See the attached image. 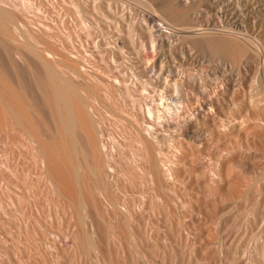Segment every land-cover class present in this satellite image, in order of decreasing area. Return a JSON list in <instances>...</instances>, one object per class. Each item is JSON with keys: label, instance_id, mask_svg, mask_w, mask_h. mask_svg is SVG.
I'll list each match as a JSON object with an SVG mask.
<instances>
[{"label": "rangeland", "instance_id": "374dc122", "mask_svg": "<svg viewBox=\"0 0 264 264\" xmlns=\"http://www.w3.org/2000/svg\"><path fill=\"white\" fill-rule=\"evenodd\" d=\"M28 1H30V3H28ZM75 1L77 4L80 2V0ZM83 1L86 2L85 0ZM83 1L79 3L80 9H82L80 10L82 12L79 13L80 11L76 7V5H72L70 0H25V11L30 10L32 11V13H30V11H26L27 13H24L22 15L25 24L23 29H25V33L28 32L35 34L36 32V34H43L41 32L47 31V29L49 30L50 27L52 29L49 31L52 32L53 30V34H55V38H53V40L58 38L57 43L60 42L58 44L56 43L58 46H60L63 42L65 44V40H67V42L70 44V47L73 46L74 42V44L78 46L80 42L83 41L81 43H83L84 47L78 46V50L83 56H85L89 60V63L91 65L90 69L100 70L105 65V55L103 54V51L99 49L96 44H94L95 39H97L99 33L93 28L92 29L94 31H92L91 33L92 29H90L89 23L90 18H87V11H84L83 9ZM110 1L98 0L97 4L98 2H102V6L100 4H96L99 8L96 9L99 11L104 10V12L107 13L112 9L117 14L116 7H119L118 12L120 16L119 14L117 15V22L120 21V24H115V26L112 25L113 27L111 26V29L114 30L116 26H118L116 27L117 31L121 29L118 32L121 33L122 38L124 37L123 53L126 57L125 59H127L128 61L127 68H129L130 66L132 70L135 69L133 71H136L139 77H144V70L148 66L147 68H149L150 70L152 69L151 71L154 74H152L153 76L151 78L152 83L146 85L147 91L144 89L145 92L142 90L143 87L139 84H137V88L135 87L134 89L136 91V89H138L139 87L136 93L134 91H128L126 87L122 85L116 97L117 101L115 102L109 101L106 98V95L103 93V87L101 88L99 83H96L95 85H98L97 88L95 87V90H100V94L99 92L98 94L96 92V95L99 98L98 102L100 104V109L102 110L101 112H104L102 113V125L105 130L104 140L110 144L109 145L107 143L109 145L108 150L111 155V161L113 160L115 162L113 163L112 161L113 168L115 167L114 170L118 171H113L112 175H109L110 180L108 177L106 182L107 188L109 189V191L107 190L109 193L107 194V197L111 193L109 198H106L107 201L105 200L106 202H104L106 212H104V214H108V216L106 218V216L104 217L103 215V218L106 220H104L103 218H97L94 212H91L89 215L90 217H92V219H89L93 221L92 224V221L90 220L91 224L95 226L93 227V229L92 227L90 229V238L91 240L93 239V242H95L97 245L92 243V252L91 250L89 251L90 247L88 248V250L86 249L88 252L86 250L83 251L84 249H80L81 255H79V249H77L78 253H74L72 252L74 249H68L67 251L66 249L62 248H47L45 246H38L34 243L28 242V238L30 239V237L32 236L31 232H29L31 236H28V233L25 231V229L21 228L19 221H17L18 219H11L8 221L7 226H2L0 223V264H53L54 262L58 261L57 255L58 258L60 257L59 261L61 262L59 263L61 264H85L86 261L89 264H176L175 262H177L178 264H196L194 256L192 255L193 250L191 249H195L194 246H196L197 244L198 245L196 247H198L200 254L203 255V257L201 256L202 258L199 259L198 264H203L202 261L205 260H207V262H205L206 264H231V260L225 258V253H228L229 250H233L234 253L236 252L235 254H237V257H239V249L237 251L235 249L238 247L240 248L241 246L242 247L239 250V253H241L239 259L241 260L242 264H248V260L251 264H264V191L261 190L263 189L262 184H260L261 182L257 185V182H259L258 180H260L258 178V173L264 170V122H262L264 121V119L260 121L261 124L259 123L255 125L257 122L254 123L251 117L249 116L251 112L247 113L248 110L251 111V103L249 101H251L252 99L250 100L251 97H249V94H254L255 92H257L258 95V91L256 90L262 92L261 95L264 93V57L260 54L259 51H256L258 50L257 48H259L258 46H263L264 44V0H119V2H114V0ZM88 2L89 0H87V3ZM22 3H24L23 0H17V4L22 8V10H24L21 5ZM27 3L29 6L27 5ZM108 3H110L111 5L113 4V8L110 7ZM171 7L180 8L178 10H180V12H185V16L182 19L175 18L169 11V8ZM88 8L89 10H93V5H89ZM148 13L154 14L155 21L150 22L147 20ZM27 19L32 20L33 22H30ZM65 20H67L66 22L69 23H67L66 26H64ZM254 21L257 29L253 24ZM26 22L28 23V25ZM234 23L242 24V26L244 27L242 31L243 33L247 34V36L245 35V37L243 38L245 40L252 39V45H254V43L256 42L255 46L257 48H255V46L252 47V49H250V52L244 54L245 56L242 55L240 57L236 56L233 51L227 53L220 52L219 54H215L212 50V47H210L211 41H217L221 37L223 38L227 36V33H222V31H219L216 28H234ZM44 25H46V27H43ZM26 26H29L31 30L34 29L35 31L33 32L30 29H26L28 28ZM187 26H189V28L201 27L205 32L202 33L203 35L198 34L197 36H195V34L192 35V33H188L187 31H185L186 29H188ZM37 27H40V29L42 28L41 30L43 31L38 28L41 31L40 33H38V31H36L38 30ZM66 27H69L70 30ZM86 28L88 29V31ZM69 32L71 33V39H68L66 36ZM214 33L218 34V36ZM73 34L74 36H72ZM92 34L97 35H93L92 37ZM124 69H126V66H124ZM159 75H161V77ZM159 78L161 79L159 80ZM167 78L168 80H166ZM89 80L92 85L93 83H95L93 78H89ZM251 82L252 85L250 86ZM252 86L255 87V89L254 87L252 88V90H255V92H252ZM176 88L178 89L176 90ZM142 91L144 93L148 92L155 99L157 98V96H160V94L163 93V99L165 100V102L169 101L168 103L170 107V112L168 113L162 112V109L164 108H161L158 105H151L153 107L152 121L154 122L153 124L156 127V131L159 133L157 137L159 138L160 142V156L163 158V162L166 163L165 167H171L170 173L172 175V178L170 177L171 179L169 178L170 180L168 179V182L163 183L164 189L161 190H159V185L157 182L154 181L152 183V179L147 177L149 180L148 181L146 180L145 175L142 176V174L144 173H142V169L140 170L137 165H139V167L142 165L143 167L147 168L148 163L146 165V161H143L141 157L137 154L141 149L140 144L137 143L138 141L136 142V140L139 139H137L132 133L130 136L129 133L130 129L132 130L133 126L137 127L140 125V121L138 120L136 122L134 120V117H132V114H135V112L140 110V102L142 101L140 97L142 96ZM255 94L253 96H255ZM101 95L104 96L105 99L101 98ZM250 95L252 96V94ZM256 96L254 98H256ZM258 97L257 103L261 101L263 99H261V97L264 96L262 95L260 97L259 95ZM204 98L205 100H209V102L212 101L214 103L213 105H211V102L210 105L204 108V117L195 119L193 117H195L196 115L197 108L204 102ZM210 99L212 100L210 101ZM100 101H102L103 104L100 103ZM156 101L158 100L156 99ZM109 102H112V104ZM262 103L260 102L261 106H264L262 105ZM116 104L119 105V108ZM112 105L114 109L113 107H111ZM107 109H110L112 112L110 110L108 111ZM122 109H124V111ZM158 109H160L163 115V117L159 121L157 113ZM206 109L209 110L206 111ZM260 111L263 112L264 109ZM219 113H225V115H228L221 117L219 120L217 118V114ZM240 114H242V117L244 114L245 117H243V120H241L242 117L240 116ZM213 116L215 120L218 119L217 122L213 120ZM237 117L238 119H236ZM247 117H249V119ZM140 118H142V116H140ZM191 118L194 120L191 121ZM247 119L249 121H247ZM250 119L253 125H249L251 123ZM219 121H221V125L223 124L222 126L220 124L217 125ZM242 121H246L248 123V127L255 126V128H250V133L246 132V130L244 132V127L242 126H246L245 128L247 130L248 128L247 125H245L246 123L244 124ZM241 123L242 128L240 127ZM197 124L199 127L197 126ZM127 125H129L130 127ZM158 127L160 128V130ZM119 129L120 131H118ZM113 140L115 141L113 142ZM116 143L118 144L116 145ZM112 158H114L115 160ZM135 166L137 169L135 168ZM228 166L234 169H232L233 174L231 177L230 175L228 177L226 173L228 172L226 171L229 168ZM133 169L136 174L133 172ZM220 172L224 175L219 174ZM114 173L116 174L115 176ZM132 173H134V176L132 175ZM22 175L24 176V174H22L21 172L19 177L16 175L17 178L15 179L13 177V180H19L18 178H20V182L16 181L18 184H22L18 186V189H20V193L23 192L25 193V195H29V193H26V189L24 187L25 185H23L24 177ZM21 177L23 178V181ZM116 178L119 179V181ZM232 178H237L240 180L238 181L240 182L238 183L239 187H237L238 191H236L238 192V194L235 193L233 194L234 196L228 198L225 194H223V192L220 194L218 193L216 195L213 194V192L211 191L212 188L215 185H220L222 183L224 185L220 186L224 187L227 192L234 191L236 189L233 188L234 186H228V183ZM117 182L118 187L120 186L122 190L117 187ZM241 182L242 185L240 186ZM113 183L115 184L114 186ZM111 187H113L114 189ZM120 191H122L123 194H121ZM116 192H119L118 194H120V196ZM259 192H261V195ZM240 193L242 196L240 195ZM116 198H119L121 200L119 201V199ZM260 198L262 200V204H260L259 206ZM111 200L114 202L112 203ZM2 201L3 200L0 199V218H3V216L5 218ZM214 201L219 205V207H224L227 209L232 208L234 210H232V215H227L226 218H223V221L221 219H218L217 217H211L209 213V208H211V203H213ZM107 202H109L110 204H106ZM119 202H122L123 204H119ZM42 204L44 206L42 205L41 215H43L42 217L46 220V224L50 222L49 217H52V222H54L55 224H53L57 227L59 225V221L55 218L57 216L54 214V211H51V208L48 207L46 203L43 202ZM110 205H112V208L114 206L116 210L114 208L112 210ZM118 205H120L119 207L122 206L121 209L127 207L131 211L128 212V210L125 215L124 211H126L127 208L122 209V211L118 207ZM106 206H109V208ZM259 207L261 210L259 209ZM106 208H108V210H106ZM108 211L111 213H109ZM8 212L13 215H18L16 211L8 210ZM50 212H52V215L50 214ZM262 214L263 216H261ZM109 215L113 217L111 218V216L109 217ZM116 215L118 216L116 217ZM134 215H136V217ZM126 216L128 220L125 219ZM258 216H260L261 218ZM205 217L208 222L206 221ZM185 218L187 219L186 227H184ZM109 219L111 221H109ZM129 219L136 220H131L132 222H130ZM212 219L213 222L216 219L217 220L215 223H212ZM220 222L223 223L221 224ZM106 223H109V225H107ZM113 223L116 224L112 226ZM130 223H132L131 229L129 227L130 225H128ZM140 223L142 226L139 227L138 225H140ZM121 224L123 225L121 226ZM262 224L263 226H261ZM209 225H211V227ZM146 226L148 227L145 228ZM110 227H114V229L112 230V228ZM118 227H120V229H118ZM181 227H184V230L185 228L187 229L188 232L186 230L185 231L189 233L190 236H188V238H190V241L189 239L186 240L184 230H182ZM209 227V232L214 237L211 236L210 233H208L207 229H209ZM214 227H216L217 229L215 230ZM132 228H134V230H132ZM114 230H116L115 233ZM131 230L135 234L132 233L133 235H131ZM150 230H152V236L150 234L148 235V233H150ZM211 230L212 232H216L212 233ZM218 230L221 231L220 235ZM42 231L43 230H41L39 236H46L47 234H44L46 230H44L43 232ZM109 231L111 234L109 233ZM176 231H178V234ZM94 232H96L97 235ZM113 233L116 235L114 236ZM227 233L229 235H225ZM136 235L137 239L135 238ZM146 235H148V237ZM221 235L223 236V240L222 237L220 238L221 240L219 239V236ZM93 236L94 238L96 237V239H94ZM110 236L114 237V240L113 238L111 239ZM132 236H134V239H131ZM168 236L169 240L172 241L173 245H175L174 242L176 243V245L174 246L176 250H182L183 252L180 258L176 256L173 257V262L172 259L170 261H167L166 256L163 255L161 251V253L157 252L160 247L163 248L162 246H164V243L162 242H165V238H168ZM209 236H211V238L213 239H210ZM116 237L117 239H115ZM139 237L142 238L138 239ZM181 237L183 240L180 239ZM148 238L150 242H146L148 241ZM4 239H6L7 242H5ZM142 239L144 241V245L142 243L143 241H141ZM208 239L212 241L210 242ZM225 239L227 242H225ZM233 239H235V241H237L238 243L234 241L235 243L233 242V245ZM15 240L26 241L29 244L21 246L16 245ZM213 240L215 241L214 243ZM135 241L139 243L138 245H140L141 248H139ZM155 241L158 242V245ZM220 241H223V248H221L220 250L223 251L222 253L219 251V248L222 245ZM109 242L112 243L110 245L111 248L109 247ZM115 242L117 246L120 247V249L116 245L114 246ZM121 242L123 243L125 250H123L124 248ZM186 242L188 243V247L190 245L191 247L188 248ZM151 243H155L158 248L155 247V245L151 246ZM215 244H218V246L216 247ZM94 245L96 246V248ZM97 246L100 247V249H98L101 250L103 256L102 253L97 249ZM181 246L183 249L181 248ZM128 247H130L131 249H128ZM132 247H134V249ZM202 247H206L205 249L207 251L209 248L210 254H205V250ZM201 248L202 250H200ZM115 249L116 251H114ZM141 249L144 250V253H141ZM186 249L188 250L187 253L185 252ZM244 249H247L246 251L248 252H245ZM69 250H71V253H69ZM97 250L100 252L99 255L101 258L97 257L99 256L97 254ZM241 250H243L246 255H248L247 258L246 256H243L244 252ZM74 251L77 252L76 250ZM215 251L217 253L213 254L215 253ZM90 252L92 254H90ZM108 252L109 255L107 254ZM123 252L126 254V257L122 256L124 255ZM145 252L149 258L144 257ZM155 252H157L158 255ZM111 253L113 254V258L111 256ZM134 253L136 254L134 255ZM223 253L224 256H220L223 255ZM118 255L119 257L122 256L120 257V259L123 258L121 259L122 261H120L121 263H119L118 261L120 260L119 257H117ZM86 256L88 259H86ZM104 256L108 259V261L104 259ZM159 256L161 258H159ZM136 257L137 259H135ZM221 257L223 260L221 259ZM94 258L97 259L95 260L97 262L93 261ZM99 258L100 263H98ZM191 258H193V260ZM144 259L146 261H144ZM148 259H151L150 262L147 261ZM161 260L165 261L162 262ZM182 261L184 263H182ZM232 264H234L233 261Z\"/></svg>", "mask_w": 264, "mask_h": 264}, {"label": "bare ground", "instance_id": "6f19581e", "mask_svg": "<svg viewBox=\"0 0 264 264\" xmlns=\"http://www.w3.org/2000/svg\"><path fill=\"white\" fill-rule=\"evenodd\" d=\"M70 1H71L72 5L73 4L76 5V7L78 8L79 11L82 10L79 7L80 6L79 3L83 0H80V2L78 4L76 3L75 0L74 1L70 0ZM85 1L86 2L83 1L84 2V8L83 9H84V11H87V13L85 12L87 15V18L88 19L90 18V22H89L90 23V29L93 28V29L97 30L99 33L97 39H95L94 44H96V46L99 49H101L103 51V54L105 55V63H104L105 65L100 70L99 69H97V70L90 69L91 65L89 63V60L85 56H83L81 54V52L78 50V46L84 47L83 43H81L83 41H81L78 46H76V44H74L75 42L74 43L72 42L73 46L70 47L69 46L70 44L67 42V40H65L66 41L65 44L63 42L60 46H58L57 44L60 42L57 43L58 38L55 39L56 42H55V40H53V38H55L54 37L55 34H53V30H52V32L49 31L52 29L50 27H49V30L47 29V31H43V30H41L42 28L40 29V27H37V29L39 28L43 32H41L39 29L36 31H38V33L41 32L43 34H36V32H35V34L28 33V32H27L28 34L25 33L26 31H25V29H23L25 24H24L22 15L24 13H27L26 11H28V12L30 11V10L25 11L26 7L24 9V6L26 5L27 1L25 2V0H23L24 3H22L21 5H22L24 10H22V8L17 4V0L16 1L15 0H0V146H1V148H0V199L3 200L2 206H3L4 213H5V218H4V216H3V218H0V223L2 226H7L8 225L7 223L9 220L18 219L17 221H19L21 228L25 229V231L28 233V236H31V235L33 236V237L31 236L30 239L28 238V240H29L28 242L34 243L38 246H45L47 248H62V249H66L67 251H68V249H71V250L74 249L76 251H77V249H79L78 251H80V249H84L83 251H85L86 249L88 250V248L90 247L89 251L91 250V252H92L93 250H92L91 245H93V244L97 245V244L95 242H93L94 241L93 239L91 240V238H90L91 237L90 236L91 235L90 229H91V227L93 229V227H95V226L92 225L93 224V221L91 220L92 217H90L89 215L91 212H94L97 218H103V215H104V217L106 216V218H107L108 214L107 215L104 214V212H105L104 202L107 201L106 198L108 199L109 196L111 195V193L107 197V194H109L108 193L109 189L107 188L106 182H107L109 175L111 176L112 172L115 171L114 170L115 167L113 168V164H112L113 160L111 161V155H110L109 150H108L109 149L108 146L110 144L104 140L105 130H104L103 125H102L103 124L102 113H104V112H101L102 110L100 109V106H99L100 104L98 102L99 98L96 95V92L98 94V92L100 90L96 91L95 87L97 88L98 85L97 86H95V85H96V83L97 84L99 83L100 87L101 88L103 87V91H104L103 93L106 95V98L109 101L115 102V101H117L116 97H117L118 91L122 85L125 86L128 91H131V92L134 91L136 93V91L139 89V87H138V89H136V91L134 89L137 86V84H139L143 87L142 90L145 92L146 87H147L146 85L152 83L151 78L153 76L152 74H154V73H152V71H151L152 69L150 70L149 68H147L148 67L147 66L144 70V77H139V75H137L138 73L136 71H135L136 73L133 71L135 69L132 70V68L130 66H129V68H127L128 61H127V59H125L126 57L124 56V53H123V51H124L123 38L124 37L122 38L121 33L118 32L121 29L117 31L116 27H118V26L115 27L116 30L111 29L112 25L115 26V24L116 25L120 24L119 23L120 21L117 22L118 21L117 15L119 14V12H118L119 7H116L117 8V14L112 9H111L112 11L110 10L107 13V12H104V10L99 11L96 9V8H98L97 5L98 4L101 5L102 2L101 3L98 2V4H97L98 0H89L88 3H87V0H85ZM102 1H104V0H102ZM115 1L119 2V0H114V2ZM110 2H113V1H110ZM28 3H30V1H28ZM28 3H27V5H28ZM91 4L93 5V10H91V9L89 10V8H88L89 5H91ZM108 4L110 7H112V5H113V4L111 5L110 3H108ZM116 4H118V3H116ZM105 6H107V5H105ZM117 6H119V5H117ZM105 8H107V7H105ZM178 9H180V8H172L171 7V8H169V11L171 12V14L175 18L182 19L185 16V12H180V10H178ZM81 12L82 11H80L79 13H81ZM30 13H32V11H30ZM153 13H150V14L148 13V15H147V20L150 22L155 21V17H154ZM187 15H188V13H187ZM119 16H120V14H119ZM27 20H29V19H27ZM82 20H84V19H82ZM253 20H254V18H253ZM29 21L31 22L32 20H29ZM66 21L67 20H65V23L63 22L64 26H66V24L68 23ZM253 24L255 25V21ZM27 25H28V23H27ZM29 26H26V27H28L26 29L31 30V28H29ZM33 26H31V27H33ZM233 26H234V28H225V27L216 28L217 30L222 31V33H227L226 35L228 37L227 36L223 37V38L221 37L217 41H211L210 47H212V50L215 54H217V53L219 54L220 52L227 53V52L233 51L236 56L240 57V56L250 52V49H252V47H254L256 45L255 44L256 42L254 43V45H252L253 44V42L251 41L252 39L245 40L243 38V37H245V35L247 36V34L243 33L242 29H244V27L242 26V24L237 23ZM43 27H46V25H44ZM148 27H149V25H148ZM187 27H188V29H186L185 31H187L188 33H192V35L195 34V36L205 32V31H203V28H201V27L200 28H191V27L189 28V26H187ZM255 27H256V25H255ZM47 28H48V25H47ZM67 29H69V27ZM93 29L91 30V33H92V31H94ZM183 29H185V28H183ZM256 29H257V27H256ZM31 31L34 32L35 30L32 29ZM87 31H88V29H87ZM70 32L68 33V35H66L68 39L72 38ZM93 33H95V32H93ZM207 33H209V32H207ZM89 34H88V36H89ZM93 35H97V34H92L91 36L93 37ZM207 35H209V34H207ZM215 35L218 36V34H215ZM72 36H74V34ZM219 36H221V35H219ZM95 38H96V36H95ZM61 40H63V39H61ZM241 40H243L244 42ZM66 43H68V44H66ZM259 43H260V41H259ZM258 47L259 48H257L255 46V48L258 49L256 51H259L260 54L264 57V44H263V46H258ZM262 56H261V58H262ZM232 57H234V56H232ZM145 59H146V57H145ZM124 66H126V69H124ZM263 70H264V66H263ZM159 76L161 77V75H159ZM162 77H164V76H162ZM89 78H93V80L95 82V83H93L94 86L90 83ZM160 79L161 78H159V80ZM166 80H168V78ZM251 85H252V82H251L250 86ZM254 86L251 87V90ZM177 89L178 88H176V90ZM254 89H255V87H254ZM245 90H246V88H245ZM143 91L141 92L142 96L140 97L142 99V101L140 102L141 103L140 110L135 112V114L131 113L132 117H134V120L136 122L138 120L140 121V125L137 127L131 126L132 130L130 129L129 133H130V136L132 133L133 135H135V137L137 139H139V140H136V142L138 141L137 143L140 144L141 149L137 154L141 157V159L143 161H146L145 162L146 165L148 163L147 168L143 167L141 164H140L141 165L140 167H139V165H137L138 168H140V170L142 169L143 172L142 171L141 172L144 173V174H142V176L145 175L146 180H148V178L152 179L153 180L152 183L154 181L157 182L159 185L158 188H159V190H161V189H164L163 183L168 182L172 178V175L170 173L171 167L170 168H167L169 166L165 167L166 163L163 162L164 160L160 156V151H161L160 142H159V138L157 137L159 135V133L156 131V127L153 124L154 122L152 121L153 107L151 105H158L159 107L164 108V109H162V112L168 113V112H170V107H169V103H168L169 101L165 102V100L163 99V93H161L160 96H157L156 99L158 101H160V102H158L148 92L144 93ZM256 91H258V95H257V92H255V90L254 91L252 90V92L256 93V94L254 93L255 96L257 95L256 98H254L255 96H253L254 95L253 93H250V88H249V93L252 94L253 98L249 94V97H251L250 100L252 99L251 101H249L251 103V106H250L251 111H249L247 109L248 110L247 113L251 112L249 114V116L251 117L252 121L254 123L257 122L255 125H257L259 123L261 124L260 121L264 119V111L263 112L260 111V110L264 109L263 108L264 106H261V104H260V102L261 103L263 102L262 105H264V101H263L264 97H261L262 95L264 96V93L261 95L262 92H259V90H256ZM246 93H247V91H246ZM99 94H100V92H99ZM101 94H102V92H101ZM259 95H260L261 99L262 98L263 99L257 103V101H258L257 99L259 98L258 97ZM101 98L105 99L104 96H102ZM211 100L212 99H210V101ZM102 101H100V103H102ZM203 101L204 102L197 108L196 115L193 118L198 119V118L205 116V114H203V110L205 107L210 105L212 101L209 102V100H205V98ZM109 103L112 104V102H109ZM213 103L214 102H212L211 105H213ZM113 105H115V104H113ZM113 105L111 107H113ZM119 105H120V103H119ZM119 105H117L118 108H119ZM105 106H106V104H105ZM111 107H110V109H111ZM258 107H260L262 109H260ZM103 109H106V108H103ZM113 109H114V107H113ZM122 110L124 111V109H122ZM207 110H209V109H206V111ZM225 112H226V110H225ZM157 113H158V121H159V120H161L163 115H162L160 109H158ZM226 115H228V114H226ZM226 115H225V113H219V114H217V116H218L217 118L220 120L221 117L226 116ZM140 116H142V118H140ZM240 116L242 117V114H240ZM243 117H245L244 114H243ZM243 117L241 120L244 119ZM234 118H235V116H234ZM247 118L249 119V117H247ZM218 119L215 120L214 116H213V120H215L216 122ZM236 119H238V117ZM248 119H247V121H249ZM251 119H250V122H251ZM190 120L193 121L194 119L191 118ZM216 122H214V123H216ZM242 122L244 124L246 123L245 125H247V128H248V130H247L245 128L246 126H242V127H244L243 128L244 132L246 130V132L250 133L249 129L255 128V126L254 127L252 126L253 128L248 127V123L246 121L245 122L242 121ZM262 122H264V121H262ZM197 123H199V122H197ZM220 123H221V121H219V123H217V125ZM228 124H229V122H228ZM241 125H242V123L240 124V127H241ZM249 125H253V123L251 122ZM127 126H129V125H127ZM157 126H158V124H157ZM197 126H198V124H197ZM159 130H160V128H159ZM118 131H120V129ZM126 132H128V131H126ZM113 139H114V137H113ZM114 141L115 140H113V142ZM117 144L118 143H116V145ZM110 150H111V148H110ZM114 158H112V159H114ZM113 163H115V162L113 161ZM142 163H144V162H142ZM132 164H131V167H132ZM134 164H135V162H134ZM117 168H118V165H117ZM135 168H136V166H135ZM134 169H133V172L136 174ZM232 169H233L232 167L231 168L229 167L226 170V171H228V172H226L228 177H229V175H230V177L232 176V174H233ZM20 171L22 172V174H24V176L22 175L24 177V181H23V178L22 177L21 178H22V181L24 182L23 185H25L24 187L26 189V193H29V195L28 194L25 195V193H23V192L20 193V189H18L19 188L18 186H20L22 184H18L16 182V181H19L20 178H18L19 180H15V179L17 178V176L19 177V175L21 174ZM115 172H118V171H115ZM134 173H132V175ZM219 174L224 175L221 172ZM115 175L116 174L114 173V176ZM128 175H129V173H128ZM169 175H171V176H169ZM13 177L15 178L14 179L15 181L13 180ZM237 178H232L230 180V182L228 183V186L232 185V186H234L233 187L234 189L236 188L234 191H228L227 192V190L224 189V187L220 186V185H224L223 183L220 185H215L211 191L213 192L214 195H216L218 193L220 194L223 192V194H225L227 196V198L232 197V196H234L233 194H235V193L238 194V192H236V191H238L237 187H239L238 183H240L238 181H240V180ZM258 178L260 180H258L259 182H257V185H258V183L261 182L260 184H262V186H263V189H261V190L264 191V170H262L258 173ZM109 180H110V177H109ZM117 180L119 181V179H117ZM224 183H225V181H224ZM114 185L115 184L113 183V186ZM241 185H242V182H241L240 186ZM108 187H109V182H108ZM117 187H118V182H117ZM111 188H113V187H111ZM118 188L120 190H122L120 188V186ZM228 188H230V187H228ZM240 188H242V187H240ZM225 191H226V193H225ZM256 191H257V189H256ZM120 192H121V194H123L122 191H120ZM259 193L261 195V192H259ZM118 195L120 196V194H118ZM118 195H115V196H118ZM240 195H241V193H240ZM263 198H264V196H263ZM111 199H113V198H111ZM116 199H119V198H116ZM120 200L121 199H119V201ZM43 202L46 203L47 206L51 208V211L53 210L54 214L57 216V217H55L59 221L58 222L59 225L57 227H56V225H54L55 223L52 222L53 221L51 219L52 217H49L50 222L48 223V221H47L48 224H46V222H45L46 220L42 217L43 215H41V209H42V205H43L42 203ZM113 202L114 201H112V203ZM261 202H262V200L260 198L259 206H260V204H262ZM108 203L109 202H107L106 204H108ZM121 203L119 202V204H121ZM254 203H256V202H254ZM117 204H118V201H117ZM110 206L112 208V205H110ZM114 206H115V204H114ZM114 206H113V208L115 209ZM119 206L120 205H118V207ZM106 207L109 208V206H106ZM121 207H119V208L121 209ZM208 207H210V206H208ZM108 208H106V210H108ZM113 208H112V210H113ZM126 208H122V209H126ZM205 208H206V206H205ZM259 209H260V207H259ZM8 210L9 211L10 210L16 211L18 215H16V214L13 215L10 212H8ZM232 210H233L232 208L227 209L224 207H219V205L214 201L213 203H211V208H209V213H210L211 217H213V218L217 217L218 219H221L223 221V218H226L227 215L231 214L234 211V210L233 211ZM127 211L130 212L131 210L127 208L126 211H124L125 215H126ZM255 211H254V213H255ZM51 213L52 212H50V214ZM109 213H111V212H109ZM44 214H45V212H44ZM115 214H117V213H115ZM263 214L261 216H263ZM259 215H260V213H259ZM110 216L111 215H109V217ZM117 216L118 215H116V217ZM127 216L125 219H127ZM134 216L136 217V215H134ZM112 217L113 216H111V218ZM258 217H260V216H258ZM89 218H91V219H89ZM128 218H130V217H128ZM136 219H133V220L129 219V221L132 222ZM205 219H206V217H205ZM90 220L92 221V224H91ZM104 220H106V219H104ZM121 220H123V219H121ZM127 220H126V222H127ZM216 220L213 222V219H212V223H215ZM109 221H111V220L109 219ZM115 221H117V220H115ZM129 221H128V223H129ZM184 221H185L184 227H186L187 219L185 218ZM206 221H207V219H206ZM105 222H108V221H105ZM114 224H116V223H113L112 226H114ZM123 224H121V226ZM131 224L132 223L128 224V225H130L129 226L130 229H131ZM263 224L261 226H263ZM107 225H109V223ZM148 225H150V224H148ZM138 226L139 227L142 226L141 223ZM209 226L211 227V225H209ZM147 227L148 226H146L145 228H147ZM184 227H181V229L184 230ZM210 227H209V229H207L208 233H210L209 232ZM216 227H214L215 230L217 229ZM219 227H220V225H219ZM110 228H112V227H110ZM136 228H137V226H136ZM113 229H114V227L112 228V230ZM118 229H120V227H118ZM41 230H43V231L46 230V232H44V234L46 233L47 235L44 237L39 236V234L41 233ZM95 230H93V231H95ZM132 230H134V228H132ZM132 230L130 232L131 235L135 234V233H133ZM185 230L187 231L186 228H185ZM185 230H184V235L186 237V240L189 239V241H190V238H188V236H190V235H189V233H187L188 231L186 232ZM115 231L116 230H114V233H115ZM227 231H230V230H227ZM29 232H31V235L29 234ZM96 232H94V233H96ZM151 232H152V230H150V233H148V235L149 234L151 235L152 234ZM176 232L178 234V231H176ZM211 232H212V230H211ZM214 232H216V231H213L212 233H214ZM218 232L220 235L221 231L218 230ZM109 233H110V231H109ZM114 233H113V235L115 236L116 234H114ZM182 233H183V231H182ZM228 233L225 235H229ZM105 234H107V233H105ZM36 235H38V236H36ZM92 235H94V234H92ZM96 235H97V233H96ZM148 235H146V236L148 237ZM181 235H183V234H181ZM210 235L213 236L211 233H210ZM222 235L219 236V239L222 237V240H223ZM211 236H209L210 239H213V238H211ZM230 236H229V238H230ZM133 237L134 236H132L131 239H134ZM182 237L180 238L181 240H183ZM237 237H238V235H237ZM93 238H94V236H93ZM112 238L114 240V237H111V239ZM135 238L137 239V235ZM140 238H142V237H139L138 239H140ZM94 239H96V237ZM115 239H117V237ZM119 239H120V236H119ZM165 240H164L165 242H162V243H164V246H162L163 248L160 247L159 250L157 251V249H156V251L157 252L161 251L162 254L166 256L167 261L168 260L170 261L172 259V262H173V260H174L173 257H175V256L180 258V256L183 253L182 250H179V251L176 250V248L174 247L176 245V243L174 242L175 245H173L172 241L169 240V236H168V238H165ZM214 240H213V243L215 242ZM4 241L7 242L6 239H4ZM141 241H143V239ZM189 241H187V242H189ZM234 241H235V239L232 240V243ZM28 242L21 241V240H15L16 245H20V246L29 244ZM96 242H98V241H96ZM146 242H150L149 238H148V241H146ZM152 242H154V241H152ZM187 242H186V245L188 244ZM222 242L223 241H220L221 244H222ZM225 242H227L226 239H225ZM235 242H237V241H235ZM117 243H119V242H117ZM136 243H137V245L139 244L138 242H136ZM142 243L144 245V241ZM156 243L158 245V242H156ZM234 243H233V245H234ZM111 244L112 243L109 244V247ZM196 244H197V242H196ZM115 245L117 246L116 242H115L114 246ZM152 245H155V247H157V245L155 243L154 244L151 243V246ZM181 245H183V244H181ZM225 245H224V248H225ZM122 246H123V243H122ZM133 246H134V244H133ZM138 246H139V248H141L140 245H138ZM196 246H194L195 249L194 248L191 249V250H193V252L192 251H190V252H192V255L194 256L195 262H196V264H198L199 259H201L203 257V255L200 254V251H199L198 247H196ZM217 246H218V244L216 245V247ZM117 247L120 249L119 246H117ZM187 247H188V245H187ZM189 247H191V245ZM199 247H201V246H199ZM241 247L240 248L238 247L235 250L236 251L238 249L240 250ZM95 248H96V246H95ZM98 248L100 249L99 246H97V249ZM123 248H124V246H123ZM129 248L130 247H128V249ZM132 248L134 249V247H132ZM181 248H182V246H181ZM202 248H204V247H202ZM202 248L200 250H202ZM205 248H204L205 254L206 253L210 254L209 248H208V251ZM221 248H223V244L220 246L219 251L221 250ZM71 250H69L70 251L69 253H71ZM74 250L72 252L78 253V251L75 252ZM123 250H125V248ZM239 250H238V254H239L238 256L240 257L241 253H239L240 252ZM246 250L247 249H244L245 252H248ZM99 251L101 252V250H99ZM114 251H116V249ZM143 251L144 250H142L141 253H144ZM187 251L188 250L186 249L185 252L187 253ZM241 251H243V250H241ZM91 252H90V254H92ZM98 252H97V254L99 255L100 252L99 253ZM119 252H120V250H119ZM135 252H136V247H135ZM137 252H138V250H137ZM139 252H140V249H139ZM157 252H155V253L158 255ZM220 252L222 253L223 251H220ZM125 253H124V255H122L123 257H126ZM216 253L217 252L215 251V253H213V254H216ZM235 253L233 250H229L228 253H225V258L231 260L230 261L231 264H232V261L234 262V264H242L241 260L239 259V257H237V254H235ZM244 253H243V256L244 257L246 256V258H247L248 255H246V253L245 254ZM83 254H84V252H83ZM107 254L109 255V252ZM135 254L136 253H134V255ZM79 255H81V251H80ZM163 255H162V257H163ZM102 256H103V253H102ZM111 256L113 258L112 253H111ZM122 256H120V257H122ZM190 256H191V254H190ZM220 256H224V253H223V255H220ZM83 257H85V256H83ZM97 257H100V255ZM117 257H119V255ZM120 257H119V259H120ZM127 257H128V255H127ZM144 257L145 258L148 257L146 252H145ZM59 258L57 255L58 261L54 262L53 264H61V263H59V262H61V261H59ZM100 258L98 260L99 261L98 263H100ZM159 258H161V257L159 256ZM246 258H244V259H246ZM86 259H88L87 256H86ZM104 259L106 261H108V259L106 257ZM121 259H123V258H121ZM121 259L118 260L119 263H121L120 262V261H122ZM128 259H129V257H128ZM135 259H137V257ZM191 259L193 260V258H191ZM221 259H222V257H221ZM95 260H97V259L94 258L93 261H95ZM105 260H104V262H105ZM150 260L148 259L147 261L150 262ZM184 260H185V258H184ZM126 261H127V259H126ZM144 261H146V260L144 259ZM163 261H165V260H163ZM177 261H179V260H177ZM91 262H92V260H91ZM95 262H97V261H95ZM205 262H207V260L202 261L203 264ZM87 263L88 262L86 261L85 264H87ZM175 263L178 264L177 262H175ZM182 263H184V262L182 261ZM188 263H189V261H188ZM248 264H251L249 262V260H248Z\"/></svg>", "mask_w": 264, "mask_h": 264}]
</instances>
